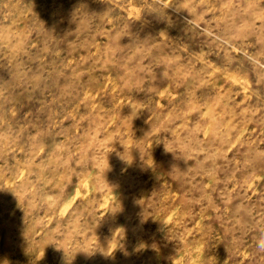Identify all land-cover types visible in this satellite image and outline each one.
<instances>
[{
  "label": "rangeland",
  "instance_id": "1",
  "mask_svg": "<svg viewBox=\"0 0 264 264\" xmlns=\"http://www.w3.org/2000/svg\"><path fill=\"white\" fill-rule=\"evenodd\" d=\"M0 264H264V0H0Z\"/></svg>",
  "mask_w": 264,
  "mask_h": 264
}]
</instances>
